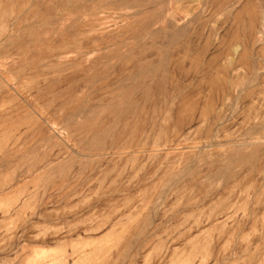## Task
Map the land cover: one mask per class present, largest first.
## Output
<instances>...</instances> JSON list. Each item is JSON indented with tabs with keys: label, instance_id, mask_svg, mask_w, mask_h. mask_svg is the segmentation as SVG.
Instances as JSON below:
<instances>
[{
	"label": "rangeland",
	"instance_id": "1",
	"mask_svg": "<svg viewBox=\"0 0 264 264\" xmlns=\"http://www.w3.org/2000/svg\"><path fill=\"white\" fill-rule=\"evenodd\" d=\"M0 264H264V0H0Z\"/></svg>",
	"mask_w": 264,
	"mask_h": 264
}]
</instances>
